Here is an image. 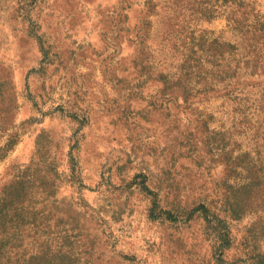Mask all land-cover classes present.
<instances>
[{"label":"rangeland","instance_id":"rangeland-1","mask_svg":"<svg viewBox=\"0 0 264 264\" xmlns=\"http://www.w3.org/2000/svg\"><path fill=\"white\" fill-rule=\"evenodd\" d=\"M264 264V0H0V264Z\"/></svg>","mask_w":264,"mask_h":264},{"label":"trees","instance_id":"trees-1","mask_svg":"<svg viewBox=\"0 0 264 264\" xmlns=\"http://www.w3.org/2000/svg\"><path fill=\"white\" fill-rule=\"evenodd\" d=\"M53 264H57V263H53Z\"/></svg>","mask_w":264,"mask_h":264}]
</instances>
